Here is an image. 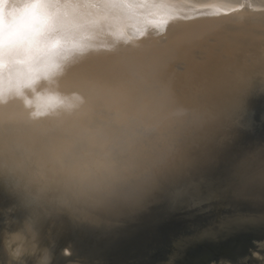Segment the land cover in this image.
I'll use <instances>...</instances> for the list:
<instances>
[{"label": "bare ground", "instance_id": "1", "mask_svg": "<svg viewBox=\"0 0 264 264\" xmlns=\"http://www.w3.org/2000/svg\"><path fill=\"white\" fill-rule=\"evenodd\" d=\"M258 82L264 0H0V171L106 230L225 135ZM17 229L9 255L47 263L36 230Z\"/></svg>", "mask_w": 264, "mask_h": 264}, {"label": "water", "instance_id": "2", "mask_svg": "<svg viewBox=\"0 0 264 264\" xmlns=\"http://www.w3.org/2000/svg\"><path fill=\"white\" fill-rule=\"evenodd\" d=\"M234 102L232 101L226 108V115L229 116V120L225 135L220 136L219 139L217 137L207 139L203 146L194 149L192 155L182 161L180 170L169 175L167 180H163V188L159 190L155 198L150 200L147 205L133 210L126 219H122L124 221L117 222L106 230L100 229L89 232V226L85 220L69 215L68 212L58 209L53 203L44 204L43 200L37 198L25 185L17 181L18 179L12 173L0 171V176L5 177L7 184H11V187L17 190L21 196L37 203V216L45 220L48 234H50V229L53 226L62 232L60 242H67V240L73 242V249L80 251L79 254H82V251L85 250L83 245H86L92 249L93 256L118 251L119 247L123 246L128 239L139 235H134L137 229L146 232L156 224V221H160V217L171 213L176 208L174 207L177 204L175 202L183 195L187 193L198 195L199 190L204 188L201 190V196L198 195L199 197L197 196L194 200L211 201L219 205L224 213L217 218H214L215 214L202 217L199 213L193 218H187L188 221L178 220L175 223L173 234H168L160 240L163 246H169L166 248L168 254L161 255L158 250V253L150 260V264H156L155 260L161 256L165 261L171 258L172 263L176 262L177 257L172 258L177 246L183 248L198 247L197 249L200 251H197L196 254L202 256L211 252L218 243V240L212 236L193 246L195 240L193 235L204 228L214 232L212 235L218 232L223 236L226 235L224 240L219 241L223 245H228L229 240L236 235L245 232L251 234L250 241L237 247L235 255L210 258L204 261V264H262L263 261L255 257L253 253L255 251L260 254L264 253V228L261 225L264 223V105L261 104L262 101L260 100H256L255 104L252 103L253 106L255 105L256 112L253 118L255 124L250 127L253 124L251 119L244 118L238 125L239 120L234 121L235 116H232L237 111V109L234 110L235 107H238L236 106L237 103L241 106H248L249 101L246 102L245 96L240 94ZM45 208H47L46 211ZM198 221L200 222L199 226H197ZM229 223L232 225L231 231L230 227H226ZM67 224L72 230L67 229ZM192 225H196L197 229L192 227V229H187L188 226ZM17 228L11 229L7 234H1L0 254L12 262L17 261L21 256L16 259L9 255L4 238L16 229L22 231L31 228L37 232L38 245L47 247L48 260L51 259L49 245L40 243L39 232L31 222L24 220ZM180 231L183 232L180 234ZM77 233H85L88 236V241L81 242ZM96 241L97 243H95ZM73 249L71 250L74 251ZM27 254L24 253L23 255ZM129 255L133 256L137 253L133 252ZM70 257L62 253L63 264L68 262ZM34 263L36 264L35 261Z\"/></svg>", "mask_w": 264, "mask_h": 264}, {"label": "rangeland", "instance_id": "3", "mask_svg": "<svg viewBox=\"0 0 264 264\" xmlns=\"http://www.w3.org/2000/svg\"><path fill=\"white\" fill-rule=\"evenodd\" d=\"M263 84V85H262ZM257 85V87H255ZM253 87V89H252ZM255 87V90H254ZM259 87V88H258ZM249 89V90H248ZM244 92L246 102L249 101V105H239V107H235L237 109L236 113L233 114L236 118L239 120L238 125L244 118L251 119L253 124L250 126H254L255 121L253 120L255 116V104L256 100L262 101L261 104L264 105V83H256L253 85H250ZM253 92H252V91ZM248 91V93H247ZM241 93V95L243 94ZM246 93V94H245ZM235 101V100H234ZM236 102V101H235ZM253 103V104H252ZM242 107V108H240ZM234 108V110H235ZM234 112V111H233ZM238 112V113H237ZM221 138V137H220ZM217 139H219L217 137ZM202 188L201 190H203ZM201 190H199V196H201ZM191 193H187L183 195L181 198L178 199L177 204L174 205L176 207L171 211V213L165 214V216L160 217V221H156V224L150 227V230L148 229L146 232L144 230L139 231L140 229H137L134 233L139 234L136 235V237L132 236L123 246L119 247V250L110 254L105 253L104 255H98L93 256L92 249L90 247H87L86 245H83L85 253L79 254V251L73 249L74 244L73 242H70L67 240L60 242V236L62 235L61 230L54 228L53 226L50 229V234L46 231V222L44 219L39 218L36 213L37 209V203L33 200H28L21 196L17 190H14L13 187H11V184H7L5 181V177L0 176V237L2 233H6L10 231L11 229H15L21 225V223L24 220H27L32 223L39 232V241L41 244H46L49 249V254L51 259L47 264H63V259L61 258L62 254V248L64 246H69L71 249H73L75 252L70 257L71 259H76L80 261H85V259H92L88 263L89 264H150V260L159 253L161 255L168 254V248L169 246L161 244L160 240L164 238L165 236L172 235L174 228L176 226V222L178 220H187V218H193L197 214L200 213L202 217L210 216L211 214H215L214 218H217L218 216L222 215L224 212H222L219 208V205L214 204L211 201L207 200H199L195 201L194 199L198 195H191ZM198 196V197H199ZM38 201V200H37ZM207 201V203H206ZM224 207V206H223ZM155 223V221H154ZM189 224V222H187ZM68 225V224H67ZM190 225V224H189ZM200 225V222H197V226ZM264 228V223L261 224ZM196 225L188 226L187 229L196 228ZM232 225L229 224L230 231L232 230ZM192 227V228H191ZM68 230H72L69 225L67 226ZM197 229V228H196ZM183 230V229H181ZM206 228L202 229L200 234H196L194 237L193 246L196 243H202L204 239L209 238L212 236L214 239L218 240V243L216 246L211 250L209 253H205V255H199L197 251H200L197 249L198 247H182L177 246L175 254L172 256L173 259L177 257L176 262H169V260H166L161 256L157 257L155 260L156 264L163 263V264H204L207 259L215 258V257H231V255H235L237 251V247L243 246L247 244L251 239V234L248 232L236 235L232 237L228 245H223L219 241H222L225 239V236H223L221 233H217L215 235L210 234L208 228L206 231ZM183 231H180L181 234ZM72 233V232H70ZM78 234V233H77ZM233 234V233H231ZM78 238L81 242H87L88 236H86L85 233H79ZM97 243V241L95 242ZM160 244V245H159ZM107 252V251H104ZM136 252L137 255H129V253ZM103 253V252H102ZM93 257L94 260H93ZM90 258V259H89ZM16 262V263H15ZM0 264H35L33 258L30 255H21L20 258L17 259V261H10L8 260L4 255L0 254Z\"/></svg>", "mask_w": 264, "mask_h": 264}]
</instances>
